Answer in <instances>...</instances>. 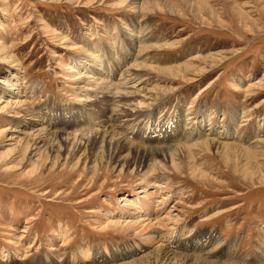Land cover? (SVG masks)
I'll return each instance as SVG.
<instances>
[{"label": "rangeland", "instance_id": "1", "mask_svg": "<svg viewBox=\"0 0 264 264\" xmlns=\"http://www.w3.org/2000/svg\"><path fill=\"white\" fill-rule=\"evenodd\" d=\"M136 5L0 0V264H264V0Z\"/></svg>", "mask_w": 264, "mask_h": 264}, {"label": "bare ground", "instance_id": "2", "mask_svg": "<svg viewBox=\"0 0 264 264\" xmlns=\"http://www.w3.org/2000/svg\"><path fill=\"white\" fill-rule=\"evenodd\" d=\"M130 1H132V2H134V3H136L137 5V9H139L140 10V8H139V6H138V3H139V1L140 0H130ZM131 4V3H130ZM142 4V3H141ZM146 5V4H145ZM143 8V7H142ZM141 8V9H142ZM137 12H138V10H137ZM143 31V30H142ZM142 43V42H141ZM1 49V48H0ZM2 50H4V49H2ZM97 50V49H96ZM0 52H2L1 50H0ZM97 55V54H96ZM99 57V56H98ZM95 58V57H94ZM5 59V58H4ZM2 61V60H1ZM7 62V61H6ZM137 64V63H136ZM143 66V65H142ZM146 68V67H145ZM174 68V67H173ZM177 69L179 68L178 66L176 67ZM171 69V68H170ZM134 70H136V69H134ZM175 70V69H174ZM173 71V70H172ZM185 71V70H184ZM164 72V71H163ZM187 72V71H186ZM81 73V72H80ZM173 73V72H172ZM168 74V73H167ZM94 75V74H93ZM170 75V74H169ZM126 76V75H125ZM93 77V76H92ZM126 81V80H125ZM4 81H2V80H0V83H3ZM12 86V85H11ZM15 89V88H14ZM11 90H13V89H11ZM91 90V89H90ZM117 92V91H116ZM18 94H20V92H18V93H16V95L13 97V99H17L18 97H19V95ZM128 94V93H127ZM126 94V95H127ZM130 94V93H129ZM21 95V94H20ZM128 96V95H127ZM126 96V97H127ZM146 97V96H145ZM113 98V97H112ZM149 98V97H148ZM18 100V99H17ZM14 101V100H13ZM0 103H2V102H0ZM19 103L20 102H17V101H15V102H10V100H8L6 103H5V106L3 107V111H8L9 109H11V107H12V105H14L15 106V108H16V110H18L19 108H20V105H19ZM139 105V104H138ZM135 106V109H138L139 108V106ZM141 105V104H140ZM2 108V107H1ZM21 108H23V107H21ZM1 110V109H0ZM18 112V111H17ZM16 112V113H17ZM1 113V112H0ZM3 113V112H2ZM21 114V113H20ZM1 115V114H0ZM30 116H31V114H30ZM32 116H35L34 114H32ZM14 118V117H13ZM17 118V117H16ZM31 118H36V117H31ZM37 119H39V117L37 118ZM33 120V119H32ZM38 122V120H36L35 119V121H30V120H23V121H21V122H19L20 124H21V126H19L18 128H24V129H28V131L26 132V133H21V137L22 138H20L17 142L19 143V144H22V143H24V145H25V147H26V149H27V147H28V149H32L33 150V152H35V153H37V152H39L40 151V149H43V148H45V150L43 149V151H50V153H58L59 154V152H60V148H61V146H62V144H64V143H66L67 142V140H69L68 138H70V137H68V136H66L65 138H64V136H58V135H56V134H50V133H46V132H44V131H42V130H40L39 128H37V127H34V125L36 124ZM42 123V122H41ZM47 125V124H46ZM18 126V125H17ZM38 126V125H37ZM12 129V128H11ZM9 130V128L7 127L6 129H4L2 132H6V131H8ZM61 130H62V128H61ZM66 130V129H65ZM21 131V130H20ZM20 131H15L16 133H19ZM60 131V130H59ZM49 132V131H48ZM112 132V131H111ZM111 132H109L108 130L106 131V132H103L102 134H101V136H100V141H99V143H101L102 145L103 144H105V143H107V144H109V146L111 145L113 148H116V149H121L122 150V152H121V157H119V162L122 164V166L123 165H125V164H127V161L129 160V158H131V156H132V154L133 153H136V156L137 155H139L140 154V152H141V149H139V148H136V147H134V146H132L131 144H130V142L127 140V139H125L124 138V136H120L119 134H117V133H111ZM63 133V132H62ZM135 133V132H134ZM229 134H231L230 132H229ZM19 138V137H18ZM10 140H16V139H10ZM56 142H59V145H57V146H59V149L58 150H55L54 148L52 149V147H54L55 146V143ZM82 142H83V147H81L82 146ZM17 143V144H18ZM212 143H215V144H219V145H223V146H230V145H227V144H224V143H220V142H216L215 140H210V141H207L206 143H204V146H208L209 144H212ZM18 144V145H19ZM68 144V143H67ZM218 145V146H219ZM91 146V142H90V139L89 138H82L81 139V143H80V145L78 146H76V147H78V150H81L82 148H84L85 150H88V148ZM75 147V146H74ZM181 149V148H180ZM77 150V151H78ZM42 151V150H41ZM145 151V150H144ZM157 151V150H156ZM41 153V152H40ZM143 153V152H142ZM153 153V152H152ZM158 154H160L161 156H163V157H166V155L167 154H169V151H167V150H163V151H159V152H157ZM156 153V154H157ZM52 155V154H51ZM122 155H124V156H122ZM144 155H145V157H144V159H146V164L148 165L149 163H150V161H152V156H153V154H151V152L150 151H145V153H144ZM140 156V155H139ZM156 156V155H155ZM159 156V155H158ZM138 157V156H137ZM149 166V165H148ZM153 166V165H152ZM196 171H194V173H195ZM157 192V191H156ZM145 195H147L146 193H145ZM141 196L140 198H139V202H137V205H139L138 207H142V210L144 211V212H147V211H151L152 209H153V201H154V196H152L153 194L151 193V195H149V198L151 197V200L150 201H144V200H146V198H148V197H146V196ZM130 203V202H129ZM131 204V203H130ZM132 205V204H131ZM133 206V205H132ZM135 207V206H134ZM136 208V209H139V208ZM141 207H140V209H141ZM133 212V211H132ZM127 213V212H126ZM129 214V213H128ZM131 214H133V213H131ZM130 216V215H129ZM128 219V218H127ZM130 219V218H129ZM115 220V219H114ZM116 221V220H115ZM129 221V220H128ZM127 221V222H128ZM130 221H133V220H131L130 219ZM129 221V222H130ZM136 221V220H135ZM150 221V220H149ZM113 222V221H112ZM115 223V222H114ZM124 223V222H123ZM135 223V222H134ZM151 223V222H150ZM150 223H149V225H150ZM125 224H126V222H125ZM139 224L140 223H135V224H133V222L131 223V224H127V225H124V224H121V222L120 223H115L114 224V226L115 227H123V226H125V227H127L128 229H135V228H137L138 226H139ZM113 225V224H112ZM149 241H153V239L151 238ZM150 243V242H149ZM161 250H159L157 253L159 254L158 255V258L161 256V259L162 260H166L167 262H168V260H171V261H181V262H183V264H189L190 262H192L193 261V259L191 260L189 257H186V256H180V255H174L173 253H171V251L170 252H168V251H166L165 249L162 251V248H160ZM162 251V252H161ZM87 253V252H86ZM156 253V254H157ZM160 253H161V255H160ZM86 258H89V255H86ZM155 258V257H154ZM179 259H181V260H179ZM203 261V260H202ZM163 262V261H162ZM199 261H193L192 263L193 264H199L198 263ZM204 262V261H203ZM203 262H201L202 264H204ZM200 263V264H201ZM214 264H222V263H216V262H213ZM210 264V263H209ZM228 264V263H227Z\"/></svg>", "mask_w": 264, "mask_h": 264}]
</instances>
